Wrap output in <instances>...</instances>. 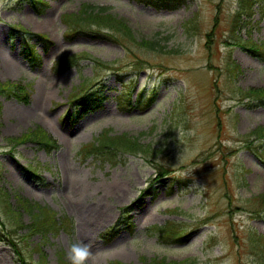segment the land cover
<instances>
[{
  "label": "rangeland",
  "instance_id": "1",
  "mask_svg": "<svg viewBox=\"0 0 264 264\" xmlns=\"http://www.w3.org/2000/svg\"><path fill=\"white\" fill-rule=\"evenodd\" d=\"M241 2L0 0V51L11 52L0 66V264H70L75 241L91 245L87 264H261L264 100L249 93L264 89V50L247 47L264 49V0L240 17ZM85 5L125 18L156 49L68 30L64 15ZM70 55L79 63L58 68ZM86 78L89 108L72 101ZM13 84L24 99L4 89ZM38 129L55 143L39 144ZM105 131L144 148L89 153ZM20 199L65 224L31 233ZM92 208L109 216L84 240Z\"/></svg>",
  "mask_w": 264,
  "mask_h": 264
},
{
  "label": "trees",
  "instance_id": "2",
  "mask_svg": "<svg viewBox=\"0 0 264 264\" xmlns=\"http://www.w3.org/2000/svg\"><path fill=\"white\" fill-rule=\"evenodd\" d=\"M182 1L184 2V0ZM253 3L254 0H242L241 6L239 7V11L236 16L241 17V15L245 11L252 10V7L254 6ZM66 20L69 29L73 31H78L80 29L96 30L99 32L104 31L105 33H107L106 36L114 35V33L117 32L119 33L120 41L123 39L125 40L132 38V41L136 42L140 46L149 48L151 50L156 49V45L152 44L151 41H148L144 38L141 41H138L135 35L133 34L131 28L124 19L119 18L115 14L106 12L103 8L96 10L95 7L86 5L79 13L66 14ZM247 48H249V51L253 54H257V51L264 50L263 48H261L260 45L253 43ZM78 60L79 59H77L75 55L66 56L58 62V66L61 68H64L66 66L71 67L73 65H77ZM103 64L105 65V63ZM137 67L140 69L142 68L141 65H138ZM11 87L17 88V90ZM5 89H7L9 95H12L20 99H24V96L26 95V93L22 94V92H18V90L20 91L25 89V87H23L22 85L13 84V86L6 87ZM86 90H87V80L86 82H84L82 92H80L79 94H75L74 97L72 98L73 102L79 101L80 99H85L86 101H89V99H86L90 97L85 93ZM249 94L250 96L254 95V98L257 99L258 101L264 100V89H258ZM245 97L248 96L245 95ZM263 131L264 129H261L260 132L264 139V133H262ZM31 135H33L34 138L37 139L39 144H46L51 146L55 143L52 140V138L45 131L41 129L33 131ZM143 148H144L143 144H141L137 138H133L127 135V133L113 136V135H108L107 132H103L97 138V143L89 144L86 150L89 151V153L90 151L98 152L101 156H103L106 159H113L116 156L117 152L137 153L142 151ZM160 175H162V173ZM259 201H260V206L256 213L258 217H262L264 219V192L260 194ZM19 202L21 206L24 207V209L26 210L28 209V211L32 214L31 216L32 223L29 225V227L32 230L30 231L31 233H41L42 235H47V232L50 230L58 231V229H60L61 224L56 219L54 212L48 211L47 209L38 205L37 203L36 204L27 203L26 200L24 199H20ZM65 221L66 219L64 218L63 223ZM159 230L162 234H164V237L172 235L170 229L166 230L164 227H162ZM173 236H176V234H173L172 237ZM8 242L10 243L11 246L16 245L14 244L13 239L9 240ZM253 243L256 249L259 250L260 263L264 264V251L260 250V247L262 245L261 239L260 241L253 240L252 245ZM152 264H156V263L153 262ZM159 264H165V263H159Z\"/></svg>",
  "mask_w": 264,
  "mask_h": 264
},
{
  "label": "bare ground",
  "instance_id": "3",
  "mask_svg": "<svg viewBox=\"0 0 264 264\" xmlns=\"http://www.w3.org/2000/svg\"><path fill=\"white\" fill-rule=\"evenodd\" d=\"M9 54H11L10 49L0 51V57L3 61L0 63L1 67H5L8 62ZM21 114H23L21 112ZM27 115L28 113H24ZM24 116V115H23ZM76 187V185H75ZM83 220H85V228H83V236L82 239L86 240L90 234L94 231V229L100 225L102 222L108 219L107 210H103V208L99 209H84L82 211Z\"/></svg>",
  "mask_w": 264,
  "mask_h": 264
},
{
  "label": "clouds",
  "instance_id": "4",
  "mask_svg": "<svg viewBox=\"0 0 264 264\" xmlns=\"http://www.w3.org/2000/svg\"><path fill=\"white\" fill-rule=\"evenodd\" d=\"M92 255L91 245L83 241L72 242L67 249V259L70 264H87Z\"/></svg>",
  "mask_w": 264,
  "mask_h": 264
}]
</instances>
